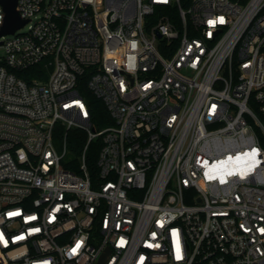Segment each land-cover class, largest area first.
<instances>
[{
    "label": "built area",
    "instance_id": "obj_1",
    "mask_svg": "<svg viewBox=\"0 0 264 264\" xmlns=\"http://www.w3.org/2000/svg\"><path fill=\"white\" fill-rule=\"evenodd\" d=\"M15 8L25 22L0 35V264H101L105 248L102 264H264V0ZM83 82L111 117L100 129Z\"/></svg>",
    "mask_w": 264,
    "mask_h": 264
},
{
    "label": "trees",
    "instance_id": "obj_2",
    "mask_svg": "<svg viewBox=\"0 0 264 264\" xmlns=\"http://www.w3.org/2000/svg\"><path fill=\"white\" fill-rule=\"evenodd\" d=\"M79 92L84 96L89 105V110L91 114V121L95 129H100L106 124L111 123V117L104 105V103L96 97L86 86L85 82L81 83L78 87ZM63 133V130L60 133ZM67 141L69 147V155H77L80 153L82 146L86 139V133L79 128H70L67 130ZM101 145V140L99 138H95L92 140L87 148L86 152V162L90 168L91 174H95L96 171V157L99 147ZM64 165L70 167L68 163L65 161ZM72 169V167H71Z\"/></svg>",
    "mask_w": 264,
    "mask_h": 264
},
{
    "label": "water",
    "instance_id": "obj_3",
    "mask_svg": "<svg viewBox=\"0 0 264 264\" xmlns=\"http://www.w3.org/2000/svg\"><path fill=\"white\" fill-rule=\"evenodd\" d=\"M0 3L3 5L5 16L3 20V24L0 28V35L3 33H11L17 27L21 26L25 20L20 18L15 5L16 0H0ZM108 252V248H105L100 256L99 262L102 264L105 260L106 254Z\"/></svg>",
    "mask_w": 264,
    "mask_h": 264
},
{
    "label": "snow or ice",
    "instance_id": "obj_4",
    "mask_svg": "<svg viewBox=\"0 0 264 264\" xmlns=\"http://www.w3.org/2000/svg\"><path fill=\"white\" fill-rule=\"evenodd\" d=\"M220 22H223V18H220ZM209 23L211 24V23H214V22H213V21H210ZM246 155H247V154H246ZM237 159H239V157H238ZM21 238H22V237H21ZM77 247H79V245H77ZM73 251H75V249H73Z\"/></svg>",
    "mask_w": 264,
    "mask_h": 264
}]
</instances>
